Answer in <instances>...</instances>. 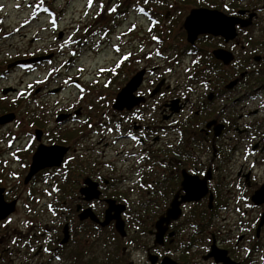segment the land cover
Listing matches in <instances>:
<instances>
[{"label":"flooded vegetation","instance_id":"obj_1","mask_svg":"<svg viewBox=\"0 0 264 264\" xmlns=\"http://www.w3.org/2000/svg\"><path fill=\"white\" fill-rule=\"evenodd\" d=\"M194 10L213 13L218 34L202 33L191 43L185 24ZM141 14L149 19L152 38L162 44L155 53L166 52V47L179 40L186 45L176 50L177 56L166 67L145 69L146 74L149 72V92L139 93L146 74L135 92L144 102L130 110H115V115L122 118L118 128H109V139L103 136L105 133L98 138L93 124L97 112L87 114L85 121L81 111L50 113L48 122L46 113L41 121L29 112L26 119L32 120L34 129L28 132L23 130L26 119L16 116L13 123L24 126L19 134L30 140L22 147L7 143L8 158L0 162L3 200L14 204L13 212L0 219V226L15 216L20 221L18 239L9 238V232L0 233V263L8 262V255L9 264H162L165 258L177 264H225L217 260L219 257L235 264L264 261V253L261 257L258 254L264 250V203L253 201L264 182L254 187L252 179L256 165L264 168V0H149V10ZM230 28L235 35L232 30L224 35ZM128 57L124 55L125 60ZM74 82L79 83L78 79ZM5 91L0 95V108L7 101ZM23 103L18 99L12 106ZM110 125L102 123L104 127ZM88 128L95 132L90 138L86 137ZM105 138L112 142H104ZM121 141L129 142L130 158L124 159L127 152L119 149L114 159L107 161L115 143ZM40 147H63L67 152L59 165L38 169L27 181L33 156ZM58 156L49 160L57 162ZM202 165L207 167L204 174ZM160 169L165 177L155 180V171ZM224 171L229 172L228 177L221 174ZM184 173L200 180L210 175L208 193L199 202L181 205L180 218L170 223L160 244L154 234L156 223L177 193L185 195ZM224 181L230 185L225 191ZM232 188L236 197L226 200ZM204 199L210 211L207 227L211 228L194 224L186 227L182 220L185 208H195ZM109 200L126 207L122 213L127 234L124 238L116 230L115 221L101 225ZM234 203L246 214L244 217L251 207L260 209L255 222L247 218L240 226L227 223ZM88 210L98 221L81 219ZM219 213H227L226 223L212 227ZM108 228L114 229L121 244L113 255L108 252L107 258L96 257L90 245L77 239L89 229ZM186 229L193 232L191 239H182ZM250 229L254 235L250 236ZM65 230L69 238L63 243ZM199 234L201 238L194 239ZM6 240L16 245L5 247ZM250 241L254 243L251 247ZM199 250L202 254L197 257ZM213 251L216 255L209 256ZM254 252L257 254L252 259ZM137 255L142 257L139 261Z\"/></svg>","mask_w":264,"mask_h":264},{"label":"rangeland","instance_id":"obj_2","mask_svg":"<svg viewBox=\"0 0 264 264\" xmlns=\"http://www.w3.org/2000/svg\"><path fill=\"white\" fill-rule=\"evenodd\" d=\"M140 7L149 10V0H0V95L4 88L8 91L4 95L7 101L3 105L4 108H0V115L16 113L12 121L0 124V162L5 160L3 158H8L7 143H15V146L22 147L30 140V137L26 138L19 134V129L24 126L18 122L13 123L16 116L21 120L29 117V112L32 113L31 117H38L41 121L44 119L41 117L44 113L48 118L50 113L54 115L65 111H81L80 117L85 121L87 114L93 115L97 112L93 124L100 135L98 138L102 133H105L103 136L107 138L110 136L107 134L109 128H118L117 123L120 124L122 117L116 116V109H112L118 92L139 71L148 70L150 66L166 67L168 61L177 56L176 50L186 45L184 41L179 40L175 45L166 47V52L155 53L162 44H158L157 39H153L150 35L149 19L141 14ZM125 54L129 55L126 60ZM36 57H48V59L29 66H12L23 58L25 60ZM109 70L110 72L107 73ZM113 71L117 75H112ZM76 79L78 84L74 82ZM149 83L148 72L140 94L146 90L149 92ZM10 89L17 92L12 93ZM18 99L24 103L19 107L12 106ZM50 119L48 118L47 122ZM31 121L24 120L26 126L23 130L28 132L34 129L30 124ZM103 122L112 125L104 127ZM125 125L123 126L126 128ZM92 133L95 134L94 130L88 128L86 137L90 138ZM107 139L104 142H112ZM127 143L129 142L115 143V151L109 153L106 160L114 159L119 149L127 152L124 159L130 158L128 151L131 150V146ZM206 158L208 156L203 157L207 164L209 159ZM235 166L236 172L237 165ZM206 168L202 165L203 174ZM254 171L252 179L254 187H257L264 182V168L256 165ZM221 174L229 176L228 171ZM154 176H156L155 180L165 177L161 169L156 170ZM228 187L230 185L224 181L222 189L227 190ZM233 190L234 188L226 195V200L236 197ZM206 202L207 199H204V202L196 205L195 208H192L193 206L185 208L182 220L186 227L189 228L193 222H196L203 229L211 228L207 227L210 224V214L206 210ZM235 206H237L235 203L231 206L233 214L226 219L227 223L235 226H240L243 221L247 222V218L254 223L257 212H260V209L255 210L251 207L247 217H244L246 214L242 212L243 210L239 211ZM226 214L219 213L212 227L220 228L226 223ZM19 225L18 216H15L0 226V233L9 232V238H17ZM191 230L194 232V228ZM191 230L186 229L185 237L182 239L188 240L190 235H193ZM249 231L250 236L254 235L253 229ZM115 234L113 228L104 231L89 229L77 239L90 245V250H93L92 254L96 257L102 258L105 255L107 258L108 252L113 255L121 244ZM199 237L201 238V234L194 239H200ZM7 240L5 247L16 245V242H11L12 240L7 242ZM253 244L250 241L248 246L251 247ZM78 248L74 246L75 250ZM196 253L198 257L202 251ZM263 253L264 250H261L258 253L259 257ZM255 254L257 252L252 254V259ZM10 257L11 255H8L6 260L8 262L0 264H9ZM141 258L137 255L136 261Z\"/></svg>","mask_w":264,"mask_h":264},{"label":"water","instance_id":"obj_3","mask_svg":"<svg viewBox=\"0 0 264 264\" xmlns=\"http://www.w3.org/2000/svg\"><path fill=\"white\" fill-rule=\"evenodd\" d=\"M213 13L206 11V10H194L191 15L187 18L186 21V29L188 31V39L191 43H194L199 34L202 33H212L218 34V31L215 29L216 24L213 22L212 18ZM226 26V24H225ZM231 26H234V23H231ZM231 28L224 31V35H228L231 32ZM233 35H235V31H233ZM48 59V57H37L31 58L26 60H21L14 63L12 66L20 65V64H35L42 62ZM146 71L141 70L135 74L134 77L126 84V86L121 90L116 98V102L113 106L114 109L117 110H124V109H132L135 106H139L142 102H144V98L136 97L135 92L139 89L142 85L144 76ZM8 91H5L7 94ZM14 119V114L4 115L0 118V124H6ZM67 152V148L63 147H53V148H43L40 147L37 152L33 156V163L31 166V172L27 181L31 178V176L44 168L45 166H54L59 165L64 154ZM59 155L57 158L59 160L57 162H53L49 160L50 158L54 157L55 155ZM210 178V175L206 177V179L200 180L197 177H192L187 173H184V181L182 183L183 191L185 192L184 196H181L180 193H177L172 200L170 207L167 209L165 215L161 216L156 223V232L154 233L156 236V241L160 244H163V237L166 231L169 228V225L172 221L178 220L181 216V205L187 202H199L202 198H204L208 193L207 187V179ZM26 181V182H27ZM97 185L95 184L92 189H96ZM3 189H0V219L6 218L10 213L13 212V205L14 204H5L3 200ZM97 196V195H96ZM253 201L256 204L264 203V187L261 188L259 191L255 193L253 196ZM109 208L106 211V218L105 221L101 223L102 226L109 225L112 221H115L116 230L120 233V235L124 238L126 237V230H125V223L122 219V213L125 211L126 207L121 204H117L113 200H109ZM212 203V197H210V207ZM91 217L93 220L98 221L95 216L92 214L90 210L84 212L81 215V219H86ZM69 233L65 230V238L63 243L68 242ZM216 255L214 251L210 253L209 256ZM218 261H223L225 264H235L230 261L226 257H219L217 258ZM162 264H177L170 258H165Z\"/></svg>","mask_w":264,"mask_h":264},{"label":"trees","instance_id":"obj_4","mask_svg":"<svg viewBox=\"0 0 264 264\" xmlns=\"http://www.w3.org/2000/svg\"><path fill=\"white\" fill-rule=\"evenodd\" d=\"M144 9V8H143ZM208 211V210H207ZM208 213H210V211H208ZM192 224H194L195 226H197V227H201L198 223H196V222H193Z\"/></svg>","mask_w":264,"mask_h":264}]
</instances>
